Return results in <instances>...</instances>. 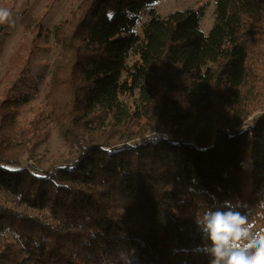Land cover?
<instances>
[{"label":"trees","instance_id":"obj_1","mask_svg":"<svg viewBox=\"0 0 264 264\" xmlns=\"http://www.w3.org/2000/svg\"><path fill=\"white\" fill-rule=\"evenodd\" d=\"M157 1L81 0L50 32L47 112L21 128L28 95L0 101V197L14 202L0 199V234L14 237L0 264H118L129 249L132 264H209L195 224L205 205L264 212V0H213L206 35L204 7L149 10L134 31ZM61 74L76 77L79 149L38 175L20 159L56 118Z\"/></svg>","mask_w":264,"mask_h":264},{"label":"rangeland","instance_id":"obj_2","mask_svg":"<svg viewBox=\"0 0 264 264\" xmlns=\"http://www.w3.org/2000/svg\"><path fill=\"white\" fill-rule=\"evenodd\" d=\"M80 1L0 0V7L11 11L13 21L0 25V101L9 94L14 98L28 95L29 101L16 109V121L21 128H28L34 119L47 112L53 66L59 51L50 32L77 8ZM200 7H204L200 30L206 35L214 22L213 0L157 1L141 14L134 31H139L140 26L149 20V10L166 16L175 11L198 10ZM39 32L41 36L38 38ZM135 60V56L130 54L127 60L128 68ZM25 68L28 70L20 77ZM18 79H20L17 81L18 88L13 91V84ZM75 80L76 77L70 79L65 74L60 75L57 90L59 101L55 107L56 118L52 122L42 124L43 129L35 131L34 138L27 145V152L20 159V164L33 169L32 172L35 174L41 175L53 166L69 162L78 152L79 144L71 137L81 132L80 117L78 113L71 112L68 105L70 88ZM138 101L137 94L124 100L126 106L134 105ZM261 114L262 112H258L253 118ZM81 136L86 139V136ZM4 197V195L0 197L2 202L14 203L10 202L11 198ZM29 213L36 214L34 211ZM10 239H14L10 233L0 234V246Z\"/></svg>","mask_w":264,"mask_h":264},{"label":"clouds","instance_id":"obj_3","mask_svg":"<svg viewBox=\"0 0 264 264\" xmlns=\"http://www.w3.org/2000/svg\"><path fill=\"white\" fill-rule=\"evenodd\" d=\"M11 22V11L0 7V25ZM205 208L195 224L202 239L200 250L209 264H264V227H257L264 212L253 215L250 208L227 200ZM133 252H120L118 264H132Z\"/></svg>","mask_w":264,"mask_h":264}]
</instances>
